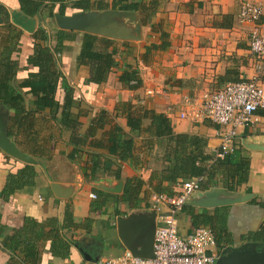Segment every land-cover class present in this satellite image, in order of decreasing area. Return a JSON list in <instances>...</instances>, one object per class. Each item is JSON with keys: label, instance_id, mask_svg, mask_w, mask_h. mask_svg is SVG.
I'll return each mask as SVG.
<instances>
[{"label": "crops", "instance_id": "crops-1", "mask_svg": "<svg viewBox=\"0 0 264 264\" xmlns=\"http://www.w3.org/2000/svg\"><path fill=\"white\" fill-rule=\"evenodd\" d=\"M30 1L40 3L33 15L19 0H0L1 79L5 89L22 94L26 108L32 106L33 96L20 82L36 70L27 59L31 35L42 28L48 36L44 44L53 47L61 40L57 69L72 89L69 118L77 125L63 124L60 109L55 116L44 109L28 137L19 136L18 146L6 132L13 109L1 103L0 93V134L16 153L0 147V264H83L89 257L119 255L126 246L118 219L137 233L141 217L152 212L150 194L174 193L181 182L198 176L185 170L199 165L213 177L201 174L204 188L190 195L179 214L180 235L193 230L187 212L192 211L207 219L199 226L213 231L217 258L243 248L264 253V108L255 112V124L238 129L227 155L231 163H248L246 179L237 185L229 179V165L211 161L220 146L218 125L177 116L204 93L256 74L258 63L248 49L252 23L237 17L241 0ZM78 12L89 19L88 29L58 25V16ZM81 32L108 42L94 51L115 50L100 81L93 78L97 61L77 64ZM130 71L138 81L121 79ZM260 79L264 90V67ZM64 93L58 83L55 98L62 101ZM128 117L138 124L135 129ZM114 126L119 145L131 141L126 158L111 151ZM198 152L208 159L190 165L189 156ZM26 165L33 175L19 172ZM15 231L20 245L13 250L3 239Z\"/></svg>", "mask_w": 264, "mask_h": 264}, {"label": "built area", "instance_id": "built-area-1", "mask_svg": "<svg viewBox=\"0 0 264 264\" xmlns=\"http://www.w3.org/2000/svg\"><path fill=\"white\" fill-rule=\"evenodd\" d=\"M264 0H241L238 20L252 23L248 36V49L258 63L256 74L248 79L226 82L214 91L204 93L198 102L187 103L177 114L180 119L198 122L209 119L218 125L220 146L211 161L221 160L234 150L238 129L255 124V112L264 108V90L260 79L264 67ZM57 58L58 52L54 53ZM134 83V82H132ZM146 93L151 94V90ZM203 175L181 182L172 194L153 192L149 208L155 212L153 254L149 257L133 255L124 249L119 255L100 257L83 264H214L217 253L213 231L196 226L181 236L178 231L179 214L190 195L201 188ZM95 198V194H90ZM42 199V197H39Z\"/></svg>", "mask_w": 264, "mask_h": 264}, {"label": "trees", "instance_id": "trees-1", "mask_svg": "<svg viewBox=\"0 0 264 264\" xmlns=\"http://www.w3.org/2000/svg\"><path fill=\"white\" fill-rule=\"evenodd\" d=\"M54 1V0H52ZM20 7L29 15H33L40 3H34L30 0H19ZM33 42V51L31 55L28 56V63L31 64L36 70L31 71L28 73V76L20 82V86L26 88L29 93L33 96V104L31 107L26 108L23 103L22 94L19 91L14 89H5L6 85L3 83L4 81L1 79L0 76V93H2V101L4 105L13 109V114L10 116L8 124L6 126V132L8 135L12 136L16 145L20 146L22 143L21 137L26 138L28 135L33 131L35 126V115L38 113H42L44 109H49L51 116H55L57 111L60 109V116L62 123L72 125V127L77 125L73 122L69 117H71L70 107L74 103V96L71 87L67 84L65 78L61 75V73L57 69V58L54 56L55 52H59L61 47V40L53 46L50 47L44 44L45 40L48 38L46 33L42 28L37 29L34 33H32ZM63 37V36H61ZM61 39V38H60ZM101 43L102 45H107V41L102 40L101 38L97 37L94 34H90L87 32H81V49L77 56V64L79 63H91L92 61H97V66L94 70L93 78L96 81H100L104 78V74L109 69V67L113 64L112 54L114 53V49L111 50L109 53H98L94 51L96 45ZM125 76L121 77L122 80L127 79L130 80H137L133 71L124 72ZM58 83L62 84L64 88V97L62 101H59L55 98L56 89ZM260 113L264 115V110H261ZM144 112L142 115H145ZM162 117L159 119L160 124H163L165 118ZM71 121V123H70ZM100 124V123H99ZM128 124L130 125L131 129H135L137 127V123L134 119H129L128 117ZM92 127L90 126L91 131ZM158 129V131H161ZM169 130V129H168ZM119 131L117 126H114V129L110 131V141L111 151L114 153L119 152V156L122 158H126L130 155L129 147L131 141L128 139L123 142L121 145L117 142V138L114 137L115 133ZM20 136V138H19ZM193 148H198L197 145L193 141L190 142ZM121 146V147H120ZM125 149V152L122 149ZM118 151V152H117ZM207 156L198 152L197 155L189 156L190 165H195V161H198L200 164L203 160H206ZM208 159V158H207ZM214 165L218 166L220 164L229 165L231 171L228 172L229 179L234 184H240L241 182L245 181L246 179V171L248 163L244 161L238 160L237 162L231 163L229 156H225V158L221 160H216L213 162ZM193 168V167H192ZM19 172L25 174H29L30 176L33 175V168L32 166L26 165L19 170ZM185 173L187 176L192 175H206L207 179L210 180L213 175L210 168H206V166H200L197 170L193 169H186ZM174 180V178H173ZM204 182V181H203ZM202 182V183H203ZM10 186H6L2 193H6L9 190ZM231 187V186H230ZM234 187V186H233ZM201 188H204V185L201 184ZM185 210V208H182ZM188 214L191 216V223L194 227L199 226L201 223H206L207 219H204L197 214H194L192 211H187ZM28 243V242H27ZM25 244L28 247V244ZM3 244L5 247L12 248L13 250L18 249L20 245V235L19 231H15L12 236H7L3 239ZM27 250V249H26ZM21 251L25 252V248H21Z\"/></svg>", "mask_w": 264, "mask_h": 264}, {"label": "water", "instance_id": "water-1", "mask_svg": "<svg viewBox=\"0 0 264 264\" xmlns=\"http://www.w3.org/2000/svg\"><path fill=\"white\" fill-rule=\"evenodd\" d=\"M58 25L67 30H83L87 28L88 18L85 14L78 12L68 16H58L56 18ZM0 147L10 154L16 155L12 150H10V144L6 142L2 134H0ZM143 226L137 225V233H131V224L124 218L120 217L118 219V231L119 236L133 255L139 257H149L152 256L153 250V237L155 230V212L152 211L149 215L141 217ZM224 250L222 253L224 254ZM89 257V256H88ZM98 258H87L88 261H93ZM214 264H264V253L257 252L255 250H249L243 248L242 250H233L228 252L226 256L218 257Z\"/></svg>", "mask_w": 264, "mask_h": 264}]
</instances>
